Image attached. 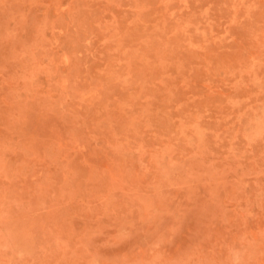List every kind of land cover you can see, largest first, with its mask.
<instances>
[{"label":"rangeland","instance_id":"374dc122","mask_svg":"<svg viewBox=\"0 0 264 264\" xmlns=\"http://www.w3.org/2000/svg\"><path fill=\"white\" fill-rule=\"evenodd\" d=\"M0 264H264V0H0Z\"/></svg>","mask_w":264,"mask_h":264}]
</instances>
